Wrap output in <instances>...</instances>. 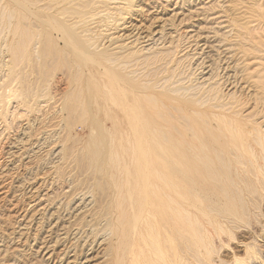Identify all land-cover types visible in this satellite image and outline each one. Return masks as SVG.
<instances>
[{"label": "rangeland", "instance_id": "obj_1", "mask_svg": "<svg viewBox=\"0 0 264 264\" xmlns=\"http://www.w3.org/2000/svg\"><path fill=\"white\" fill-rule=\"evenodd\" d=\"M108 71L142 93L174 83L178 96L247 101L244 116L262 123L264 0H0V264H50L37 241L53 230L55 207L72 212L88 163L113 175L101 169L114 149ZM253 220L210 260L185 264H264Z\"/></svg>", "mask_w": 264, "mask_h": 264}, {"label": "bare ground", "instance_id": "obj_2", "mask_svg": "<svg viewBox=\"0 0 264 264\" xmlns=\"http://www.w3.org/2000/svg\"><path fill=\"white\" fill-rule=\"evenodd\" d=\"M82 57L97 63L87 53ZM106 75L114 105L109 116L114 149L101 169L109 167L113 175L104 180L100 163H88L77 183L82 189L71 195L75 208L61 213L55 207L53 230L37 241L46 260L185 264L188 257L210 260L215 244L229 246L235 230L248 227L253 218L257 229L256 205L264 202V117L261 123L252 112L244 116L245 100L223 103L210 92L205 100L194 93L178 96L174 83L161 93H142L116 71ZM70 157L65 155V167ZM257 235L264 239V225ZM255 246L249 256L257 260Z\"/></svg>", "mask_w": 264, "mask_h": 264}]
</instances>
